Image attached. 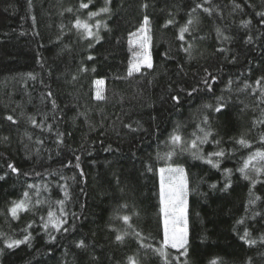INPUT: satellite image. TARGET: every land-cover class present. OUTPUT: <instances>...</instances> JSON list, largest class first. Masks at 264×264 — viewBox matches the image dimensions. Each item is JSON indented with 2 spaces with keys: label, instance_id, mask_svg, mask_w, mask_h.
<instances>
[{
  "label": "trees",
  "instance_id": "16d2710c",
  "mask_svg": "<svg viewBox=\"0 0 264 264\" xmlns=\"http://www.w3.org/2000/svg\"><path fill=\"white\" fill-rule=\"evenodd\" d=\"M81 2L89 7L80 8ZM105 6L109 12L89 16ZM260 12L264 0H0V264H264V174L256 176L250 165L253 185L238 170L250 154L264 151V126L252 125L260 109L250 90L236 91L264 76ZM145 15L153 68L129 76L141 51L133 36ZM77 19L92 25L99 38L75 28ZM217 28L229 39L218 36ZM189 44L192 59L184 51ZM205 68L216 77L211 92L201 83ZM97 80L104 81L102 100L95 98ZM194 87L199 91L188 96ZM173 95L180 96L179 104ZM219 96L227 100L221 112L203 107ZM45 115L52 131L28 120L35 116L40 123ZM197 125L212 131L198 145L202 159L190 147L193 133L202 135ZM57 131L64 133L63 144L56 143ZM242 137L250 147L236 142ZM220 150L223 157L209 155ZM161 168H182L187 179L188 253L179 262L182 250L163 246ZM25 193L27 210L14 219L9 209ZM50 210L66 220L60 231L43 228ZM25 230L29 243L6 247L7 238L22 239ZM245 230L255 244L241 239Z\"/></svg>",
  "mask_w": 264,
  "mask_h": 264
},
{
  "label": "snow or ice",
  "instance_id": "6c2138e0",
  "mask_svg": "<svg viewBox=\"0 0 264 264\" xmlns=\"http://www.w3.org/2000/svg\"><path fill=\"white\" fill-rule=\"evenodd\" d=\"M208 0H205V3H207ZM110 3V0H106V4ZM89 7V3H80V8L82 9H87ZM142 7L147 8L148 5L147 3L143 4ZM197 8H203V11L206 13L211 14V9L208 7H204L202 4H197L196 5ZM236 7H239V5H236ZM68 12H72L71 8L67 9ZM193 11H195V9H193ZM109 12V8L107 6L101 8L99 10V12H90L89 16L90 17H95L97 15H99L100 13H107ZM257 15H259L261 17V23H264V12H260L257 13ZM33 20H35V18L33 17ZM150 21H149V17L147 15L144 16L143 18V26L140 29V32L144 33V35L141 37L140 41H139V46L142 49H146L149 45V41L151 39L150 36L147 35V32L149 31V29L147 28V26L149 25ZM168 23H172L171 20L168 21ZM189 24L192 23L191 20L188 21ZM245 23V26L250 23V21L248 22H243ZM74 27L77 29L83 28L87 34L88 37L90 38H96L98 39V35L93 33L92 31V25H89L87 23H82L79 19H77L75 21ZM95 27L97 29H99L100 27V22H97V24L95 25ZM189 29L187 26L183 27L180 29V34H179V39L181 41H183L185 39L184 37V33L188 32ZM218 36H223L224 40H228L229 37L224 36L223 33L221 32V30L219 28L216 29ZM251 37H249V41L251 42ZM192 48L193 45L189 44L187 48H184V51L188 54L189 59H192ZM218 51H224V49H218ZM89 59H92V57L90 56ZM142 67H146L148 69H152L153 68V63H152V59H151V55L147 52L144 51L140 57L137 63L132 64L129 67L128 70V75L131 76L133 74V72H140ZM94 71V69H93ZM205 72V76L202 79L201 83L205 86V88L211 92L212 89V84L215 83L216 81V77L214 75H212V73H210L208 71V69H204ZM29 77L31 79H35V76H33L31 73L28 74ZM73 79H75V77H73ZM96 84H102L103 81L102 80H97L95 81ZM233 84V81H228V90L229 92L232 91L231 89V85ZM47 87V86H46ZM249 94L253 97H255V107L260 109L259 112V116L255 117L252 121V125L253 127L257 126V125H261L264 126V76H261L260 78H258L255 82H254V86L252 84H249L248 82H245L243 84L242 87L236 89L237 92H246L249 91ZM183 91V90H182ZM199 89L194 87L191 89V91L187 92L188 96H192L193 93L198 92ZM53 96V93L51 91L47 92V97L51 98ZM97 100H102L104 99V97L101 95V93L99 91H97L96 93V97ZM171 99L176 103L179 104L180 103V96L179 95H173L171 97ZM51 104H52V108L56 109L57 105H56V101L55 99H51ZM227 106V100L225 99L224 96H219L216 97V103L215 105L212 104H205L203 107L204 108H209V109H213L215 112H221L225 107ZM248 105H245V108H247ZM255 110V109H254ZM7 120L11 121L12 123H16V120L13 118L12 115H8L6 117ZM29 122L32 124L33 127H37L40 128L42 131L44 130L45 126L47 127V129L49 131H52L53 125L51 124H45V121L47 120V116L45 115L44 119L40 121V123H37L36 117L35 116H29L28 117ZM202 124H204L205 126L208 125L209 123V118L208 116H204L202 122ZM126 127H131L130 125H126ZM197 128L199 130L200 133H202L201 136H197L196 133H193V136L195 137L190 144V147L192 149H195V151L192 153L194 158H200L202 159L203 156L200 153V149L198 147V145H202L204 143L208 142L209 137L212 135V131L209 130H205V127H200V125H197ZM70 135V133H69ZM63 136L64 133L63 132H56V143L59 144H63ZM5 140L7 139V137L4 138ZM29 139H31V137H29ZM181 137L179 135H173L172 136V140L174 142H180L181 141ZM260 140L262 143H264V135H261ZM238 144L245 146V147H250L251 145L249 144V142L247 140H245L243 137L240 138L239 140L236 141ZM38 144H43V140H37ZM217 144H219V141H216ZM210 156H216V157H223L225 155L223 150L220 151H216L213 153L209 154ZM170 156V154H169ZM76 161L77 163L75 164L76 168H80V157L77 156L76 157ZM253 161L256 162V164H259V162L264 161V151H260L257 150L256 152L252 153L249 155V157L247 158V160L244 161L243 166L241 168H239V172L242 174L243 178L246 180L251 179V182L253 185H255V183L257 182L256 179L252 178L249 176L248 173V169L251 165L252 170L255 172L256 176H260L262 174H264V166H260L257 167L256 164L253 163ZM209 164H213V167H219L218 163H213V161L211 159H208L206 161ZM71 165V161H69V165L66 166H70ZM8 168L11 169L12 173H16L19 174V169L15 167L14 164H8ZM149 170H151V168H149ZM168 171H172V172H179L181 173V177L178 183H170L167 189V192L165 191V186H164V178H163V173L165 172L164 168L160 169L161 172V191H160V196H161V204L163 205L162 211L164 213V242H163V246L164 248L167 247H171L173 249H177V250H182L179 252V255L175 258L176 261H180V256H184L187 257V253H188V226H187V190H188V185H187V179L186 177L183 175L184 170L182 168H176V169H168ZM231 169H226L225 172L226 173H231ZM80 175L83 176V170H81ZM0 179H4L3 176H0ZM230 184L226 183L225 184V188L229 187ZM29 187H33V186H29ZM212 187H215V185H212ZM64 196L65 199L68 198V191H67V187H64ZM25 199L21 200L19 202H13V206L9 209V212L12 216V218H17V214L18 211L20 210H27V198H28V193L24 194ZM256 199H259V197H256ZM252 201L250 200V203ZM37 203H40L39 201H37ZM56 203H58L61 207H60V213H61V217H63L65 215L64 213V200H60L57 201ZM61 217H57L56 214L54 212H52L51 210L48 212V220L47 222H45L43 224V228L47 231L49 229V226H51L52 229H55L56 231H60L62 228V225L64 223H66V220L61 219ZM41 219L43 220L44 218L41 217ZM123 221L125 223H128L129 221V217L128 216H124L122 217ZM28 227L30 228L31 225L29 224ZM64 231H67V229H63ZM23 236L22 239H12V238H7L5 240V245L7 248L12 249L14 247H19L21 244H27L30 242L31 240V233H27ZM3 233H0V236H3ZM51 239H55V237H50ZM123 237L121 235H117L116 236V240L120 241L122 240ZM241 239L249 244V245H253L255 244L257 241L255 239H250V233L245 230L243 236L241 237ZM260 242L264 243V235L260 236ZM84 242L80 241L77 245V247H84ZM156 251H158L160 253L161 256H167V253L165 251H163L162 249H156ZM180 264H187V261H183L180 262ZM215 264V262H214Z\"/></svg>",
  "mask_w": 264,
  "mask_h": 264
},
{
  "label": "rangeland",
  "instance_id": "374dc122",
  "mask_svg": "<svg viewBox=\"0 0 264 264\" xmlns=\"http://www.w3.org/2000/svg\"><path fill=\"white\" fill-rule=\"evenodd\" d=\"M143 35H144V33H142V32L139 31L135 36H133V42H134V44H136L137 46H139V41H140V39H141V37ZM147 35H148V33H147ZM140 49H141V51L134 56V59H133L132 64H135V63L138 62L140 55L144 51H147L150 54V52H149V49H150V41H149V45H148V47L146 49H142L141 47H140ZM103 84H104V81H103L102 84H97L96 93H97V91H99L101 93ZM172 169H176V168H172ZM161 175H160V179H161ZM183 175H184V173H183ZM180 177H181V173H179V172L168 171V169L165 170V172L163 173L165 191L167 192V189H168V186H169L170 183H178L179 180H180ZM187 194H188V192H187ZM186 199H187V196H186ZM163 222H164V213H163ZM187 226H188V221H187Z\"/></svg>",
  "mask_w": 264,
  "mask_h": 264
}]
</instances>
